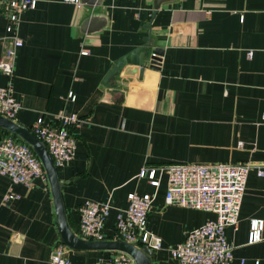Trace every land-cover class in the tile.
Instances as JSON below:
<instances>
[{
  "label": "crops",
  "instance_id": "0c3cea01",
  "mask_svg": "<svg viewBox=\"0 0 264 264\" xmlns=\"http://www.w3.org/2000/svg\"><path fill=\"white\" fill-rule=\"evenodd\" d=\"M80 1L38 0L22 15L16 29L24 44L13 80L18 124L31 130L43 118L57 127L60 112L81 118L72 128L76 154L57 168L72 230L80 236L83 203H109L105 235L115 240L117 215L129 206V195L155 191L148 178H139L145 167L250 163L240 221L227 237L234 245L232 264H264V238L248 243L250 220L264 219V0H165L154 19L155 0ZM4 12L0 58L8 36ZM152 19L146 57L163 50L160 66L104 83L118 59L145 44ZM9 83L0 74V88ZM166 190L163 175L147 220L163 239L152 264H178L170 249L215 218L166 206ZM9 193L21 198L5 203ZM59 243L49 181L26 187L0 175V264H51ZM113 253L66 246L73 264Z\"/></svg>",
  "mask_w": 264,
  "mask_h": 264
},
{
  "label": "built area",
  "instance_id": "2783aa9c",
  "mask_svg": "<svg viewBox=\"0 0 264 264\" xmlns=\"http://www.w3.org/2000/svg\"><path fill=\"white\" fill-rule=\"evenodd\" d=\"M81 3L80 0H65ZM38 0H0L7 19L8 36L5 51L0 58V74L6 75L10 83L0 88V115L15 121L21 110L20 102L14 96L13 80L17 51L24 44L19 37L17 26L22 15L37 7ZM89 52L84 50L82 54ZM71 98L73 95H70ZM74 99V97H73ZM59 126H48L40 118L31 131L43 141L54 161L61 167L76 154L77 141L72 128L80 125L78 114L60 112L56 116ZM252 165L250 163H184L160 167H145L139 178H148L155 187L153 193L129 195V206L119 211L116 219V238L147 247L152 251L163 248V239L147 227L148 215L157 198L160 178L167 176L165 205L197 210L213 214L200 227L190 231L185 240L170 249L172 258L178 264H232L234 245L227 237V229L236 227ZM263 174V172H261ZM0 175L14 185L32 187L36 179L48 180L46 171L32 148L13 137L0 133ZM159 176V178L157 177ZM21 195L9 193L3 197L8 203L20 199ZM109 203L86 201L79 208L80 237L92 241L106 240L105 229L111 215ZM264 238V219L252 218L248 243L256 244ZM51 264H73L66 257V246L56 245L50 256ZM92 264H137L124 252H115L107 259H99ZM242 264H245L244 261Z\"/></svg>",
  "mask_w": 264,
  "mask_h": 264
},
{
  "label": "water",
  "instance_id": "95a60500",
  "mask_svg": "<svg viewBox=\"0 0 264 264\" xmlns=\"http://www.w3.org/2000/svg\"><path fill=\"white\" fill-rule=\"evenodd\" d=\"M89 5L99 4L102 0H82ZM165 0H155L153 19ZM153 19L146 28L149 30L148 36L144 39L145 44L118 59L113 68L107 73L104 83H108L110 78L119 73L134 75L140 73L142 77L147 66L158 68L162 60L163 50L154 49L150 59L146 57V52L151 48V29ZM0 128L12 133L25 143H27L35 152L41 161L48 181L51 187L52 195L59 224L61 241L67 247L78 250H97L124 252L130 255L137 264H152L153 251L147 247H139L136 244L126 242L122 239L92 241L78 236L71 228L67 214V208L62 194V182L59 178L58 169L54 164L53 158L46 146L29 128L18 124L17 122L0 115Z\"/></svg>",
  "mask_w": 264,
  "mask_h": 264
},
{
  "label": "trees",
  "instance_id": "16d2710c",
  "mask_svg": "<svg viewBox=\"0 0 264 264\" xmlns=\"http://www.w3.org/2000/svg\"><path fill=\"white\" fill-rule=\"evenodd\" d=\"M0 133H1L2 136H9V137H13V138H15V139H17V140H19V141H22L21 139H19L18 137H16V136L13 135L12 133H10V132H8L7 130H4V129H2V128H0ZM22 142H24V141H22ZM24 143H25V142H24Z\"/></svg>",
  "mask_w": 264,
  "mask_h": 264
}]
</instances>
